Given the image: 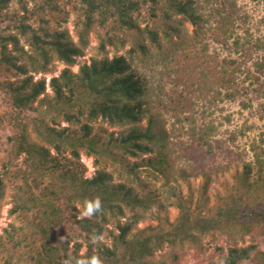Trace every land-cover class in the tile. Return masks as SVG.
Masks as SVG:
<instances>
[{"label":"trees","instance_id":"obj_1","mask_svg":"<svg viewBox=\"0 0 264 264\" xmlns=\"http://www.w3.org/2000/svg\"><path fill=\"white\" fill-rule=\"evenodd\" d=\"M71 16L74 36L66 27ZM182 20L200 27L195 0H0V90L11 131L6 148L0 146V219L8 196L11 221L0 234L1 264H181L190 249L197 259L207 256V264L256 258L264 264V141L251 146L253 162H243L213 202L207 184L197 198L170 187L168 137L150 113L149 89L135 63L150 48L165 56L163 42L177 45ZM221 22L226 30L234 26L231 15ZM92 36L97 54L79 62ZM109 47L117 53L110 56ZM240 51L248 54L245 46ZM55 63L64 68L47 84ZM219 81L228 96L236 94L234 78ZM39 110L56 116L39 117ZM96 123L103 125L100 132ZM213 131L207 127L199 136L202 149H192V158L198 151L202 162L218 153L243 159L224 143L212 145ZM80 150L94 159L90 177ZM108 162L121 169L118 181ZM143 169L159 174L173 194L174 200H164L177 210L173 222L157 217L156 226L139 228L156 204L162 207L146 192ZM254 229L260 241L246 244ZM105 231L109 244L102 241Z\"/></svg>","mask_w":264,"mask_h":264},{"label":"rangeland","instance_id":"obj_2","mask_svg":"<svg viewBox=\"0 0 264 264\" xmlns=\"http://www.w3.org/2000/svg\"><path fill=\"white\" fill-rule=\"evenodd\" d=\"M195 6L202 19L200 27L194 28L182 20L181 38L174 39L177 45H167L163 42L166 46L163 57L150 48L149 55L140 58L135 63V68L149 89L150 113L158 116L168 137L165 147L172 179L170 187L174 189L172 192L182 197L193 194L197 198L201 187L207 184V195L213 202L216 196L223 193L224 185L232 182V176L241 171L243 162H253L251 146L264 141V0H195ZM68 8L71 11L72 6ZM224 15L233 17L234 26L229 30L221 27V16ZM69 21L66 27L74 36L73 16ZM141 24L142 27L145 26V22L141 21ZM236 42L245 46L248 54L244 55L240 46H235ZM96 45V37L92 36L85 57L79 62L89 63L90 58L97 54ZM127 50L128 47L119 51V54H125ZM108 52L110 56L117 53L110 47ZM63 68L61 64H53V73L45 76L47 84L50 78L56 77ZM72 70L76 72L77 66ZM223 76L235 79L236 88L234 87L233 91H238H235L234 96H228L221 86L219 79ZM41 77L42 75H38L35 80ZM2 79L0 75V82ZM5 99L0 90L2 148H6L7 138L11 134L8 124L9 108L5 105ZM43 115L50 119L56 116L53 112L44 111L42 114L40 112L39 117ZM58 121L60 127L66 126L62 121ZM93 127L94 132H100L103 125L96 123ZM207 127H213L214 130L209 138L212 145L224 143L225 147L242 154L243 161L236 157L224 159L218 153L213 161L205 159L202 162V156H199L198 152L202 147L198 138ZM192 149L198 150L197 158L191 157ZM79 153L81 162L87 168L86 177L92 176L94 159L87 156L85 150H80ZM70 155L67 150L66 156L69 158ZM1 157H4L3 152ZM105 164H100V167H105ZM106 170L118 181L116 171H121L118 165L108 162ZM203 174L209 179H205ZM140 176L148 187L146 192L155 194L162 207L158 208L156 204L139 228L156 226L157 217L173 222L177 217V210L169 205V201H164L166 198L174 200L164 179L156 172L149 173L144 169L141 170ZM8 201L7 196L0 219V234L11 222L7 218ZM81 216H89V213L83 211ZM111 229L109 225L107 230ZM257 235L258 231L254 229L246 238V244L259 242ZM108 236L105 231L102 241L106 244H109ZM209 245L212 244L207 243L206 248L210 249ZM259 249L264 250V245L260 244ZM214 252L213 246L207 254L210 256ZM166 253L167 250H164L156 254L154 260L161 259ZM206 258L207 256H201L197 259L194 250L190 249L182 256L181 264H207L204 261ZM243 264H259V260L256 258Z\"/></svg>","mask_w":264,"mask_h":264}]
</instances>
